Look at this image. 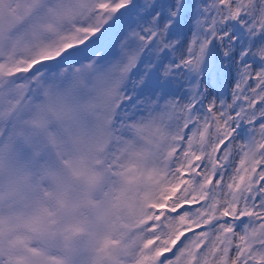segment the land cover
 I'll return each mask as SVG.
<instances>
[{"label":"snow or ice","instance_id":"snow-or-ice-1","mask_svg":"<svg viewBox=\"0 0 264 264\" xmlns=\"http://www.w3.org/2000/svg\"><path fill=\"white\" fill-rule=\"evenodd\" d=\"M0 264H264V0H0Z\"/></svg>","mask_w":264,"mask_h":264}]
</instances>
